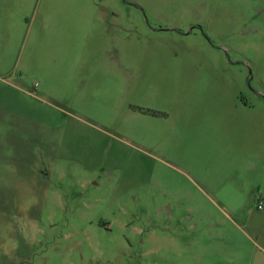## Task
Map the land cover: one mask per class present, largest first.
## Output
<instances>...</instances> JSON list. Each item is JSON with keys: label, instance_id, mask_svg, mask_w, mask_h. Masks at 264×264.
Instances as JSON below:
<instances>
[{"label": "rangeland", "instance_id": "rangeland-1", "mask_svg": "<svg viewBox=\"0 0 264 264\" xmlns=\"http://www.w3.org/2000/svg\"><path fill=\"white\" fill-rule=\"evenodd\" d=\"M260 198L264 0H0V264H264Z\"/></svg>", "mask_w": 264, "mask_h": 264}, {"label": "crops", "instance_id": "crops-1", "mask_svg": "<svg viewBox=\"0 0 264 264\" xmlns=\"http://www.w3.org/2000/svg\"><path fill=\"white\" fill-rule=\"evenodd\" d=\"M245 105V104H244ZM248 106V105H247ZM232 137H233V135H231ZM236 138H238L239 136H235ZM243 139V138H242ZM245 145H242L241 147H238L239 149H238V155H240V158H239V160H237V161H243L244 160V158L245 157H248V155H249V149H248V146L246 145L245 147H244ZM218 153V154H217ZM217 153H215L214 155H212V156H207V155H205V156H199V159L202 161V162H204V163H207V164H209V165H211L212 167H215V166H220V164L222 163V162H224V160H225V158H227V156H226V150L225 151H221V153H219V152H217ZM205 160H206V162H205ZM241 165H242V162H241ZM213 193H215L214 192V189L211 187V186H209V190L207 191V192H205V194H206V196L207 197H209V198H211V199H214L213 198ZM260 201H263L264 202V199L263 198H260V199H258L257 200V207H256V209L258 210V211H260V214H256V215H253L254 216V220H256V218H258V224L256 225H254V229H257V231H258V234L260 235H262V237H263V240H264V207H263V209L262 210H260L259 208H258V203L260 202ZM252 213H254L255 212V210H252L251 211ZM255 214V213H254Z\"/></svg>", "mask_w": 264, "mask_h": 264}, {"label": "built area", "instance_id": "built-area-1", "mask_svg": "<svg viewBox=\"0 0 264 264\" xmlns=\"http://www.w3.org/2000/svg\"><path fill=\"white\" fill-rule=\"evenodd\" d=\"M263 207H264V202H263V201H260V202L258 203V208H259L260 210H262Z\"/></svg>", "mask_w": 264, "mask_h": 264}]
</instances>
